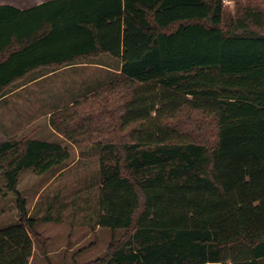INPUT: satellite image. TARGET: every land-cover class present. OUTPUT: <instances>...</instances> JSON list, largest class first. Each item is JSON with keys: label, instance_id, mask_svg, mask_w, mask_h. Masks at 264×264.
<instances>
[{"label": "trees", "instance_id": "obj_1", "mask_svg": "<svg viewBox=\"0 0 264 264\" xmlns=\"http://www.w3.org/2000/svg\"><path fill=\"white\" fill-rule=\"evenodd\" d=\"M223 1L0 5V99L39 68L100 55L120 63L110 89H127L116 118L124 134L97 143L96 225L111 241L87 264H264V2L229 0L230 17ZM67 120L50 124L73 140ZM68 159L56 142L0 144V178L18 213L0 229V264L32 256L36 221L19 175Z\"/></svg>", "mask_w": 264, "mask_h": 264}, {"label": "rangeland", "instance_id": "obj_2", "mask_svg": "<svg viewBox=\"0 0 264 264\" xmlns=\"http://www.w3.org/2000/svg\"><path fill=\"white\" fill-rule=\"evenodd\" d=\"M38 1L0 0V4L28 7ZM263 2L254 1L260 6ZM241 3L244 8L250 6L248 1ZM223 8L230 17L235 15L234 2L224 0ZM94 62L97 66L65 70L0 99V144L41 140L59 143L69 153L65 163L46 174L24 171L19 175L17 190L26 201L29 216L36 221L28 264H87L102 257L111 241V233L96 225L101 156L97 143L113 134L118 139L123 136L117 130L116 118L127 89H110L116 85L118 60L101 55ZM82 100L86 105L77 108ZM57 105L60 108L52 111ZM89 105L94 109L89 110ZM52 116L57 124L63 116L69 118L66 133L73 140L53 128ZM87 116L90 119L81 121ZM17 219L15 197L5 190V181L0 178V229L12 226Z\"/></svg>", "mask_w": 264, "mask_h": 264}, {"label": "crops", "instance_id": "obj_3", "mask_svg": "<svg viewBox=\"0 0 264 264\" xmlns=\"http://www.w3.org/2000/svg\"><path fill=\"white\" fill-rule=\"evenodd\" d=\"M46 1H50V0H45V1H38L28 7H24V6H18L16 4H7V3H4V4H0V5H6V6H11L13 8H16L18 10H28V9H31L39 4H42ZM101 56V55H100ZM98 57L96 58H93L91 59L90 61L88 62H84V63H78V64H72V65H67V66H64L60 69H57V70H52V69H49V68H39V69H36L34 71H31L26 77H24V79H27L29 78V80H27L25 83H23V85H21L20 87L16 88L15 90H11V92L9 94H12V93H15L17 91H22V90H25L27 89L28 87H32L34 84H37V83H40L42 81H45L47 78H50L56 74H59L63 71H67V70H70V69H75V68H78V67H88V66H97L95 65V62L94 60H96ZM120 63L118 65V68H117V71H116V75H119L120 74ZM109 69L107 68V70L105 71H108ZM32 75V76H31ZM23 79V80H24ZM60 106H55L53 107L51 110L54 111V110H57L59 109ZM41 141V140H40Z\"/></svg>", "mask_w": 264, "mask_h": 264}]
</instances>
